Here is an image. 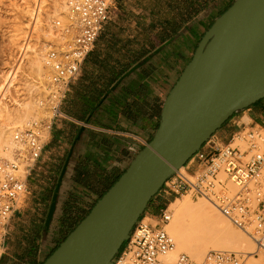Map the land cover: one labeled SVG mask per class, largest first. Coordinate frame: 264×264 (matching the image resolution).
<instances>
[{
  "label": "crops",
  "instance_id": "crops-1",
  "mask_svg": "<svg viewBox=\"0 0 264 264\" xmlns=\"http://www.w3.org/2000/svg\"><path fill=\"white\" fill-rule=\"evenodd\" d=\"M235 1H117L51 120L0 264H41L90 213L152 141L201 39ZM256 128L264 130V98L235 113L211 141L227 144Z\"/></svg>",
  "mask_w": 264,
  "mask_h": 264
},
{
  "label": "built area",
  "instance_id": "built-area-1",
  "mask_svg": "<svg viewBox=\"0 0 264 264\" xmlns=\"http://www.w3.org/2000/svg\"><path fill=\"white\" fill-rule=\"evenodd\" d=\"M117 1H68L74 15L71 31L64 28V42L51 46L47 54L55 72L46 95L53 118L60 116L70 81L79 74ZM54 24L60 26L62 21ZM50 127L32 124L15 135L17 147L11 158L0 153V259L10 221L27 195V177L42 156ZM159 195L166 201L190 195L208 200L238 229L254 227L257 250L264 252V134L247 129L227 144L209 140L165 181ZM171 218L169 206L160 209L155 224L141 218L111 264H166L164 257L175 248L165 229ZM245 257L244 253L213 250L195 263L181 253L175 264H243Z\"/></svg>",
  "mask_w": 264,
  "mask_h": 264
},
{
  "label": "water",
  "instance_id": "water-1",
  "mask_svg": "<svg viewBox=\"0 0 264 264\" xmlns=\"http://www.w3.org/2000/svg\"><path fill=\"white\" fill-rule=\"evenodd\" d=\"M241 1L236 0L201 39L165 101L152 141L43 264H111L165 181L235 113L264 98V53L239 73L203 84L193 79L200 63L210 58L216 24ZM185 76L189 80L181 87Z\"/></svg>",
  "mask_w": 264,
  "mask_h": 264
},
{
  "label": "bare ground",
  "instance_id": "bare-ground-1",
  "mask_svg": "<svg viewBox=\"0 0 264 264\" xmlns=\"http://www.w3.org/2000/svg\"><path fill=\"white\" fill-rule=\"evenodd\" d=\"M31 1L34 2L32 6ZM68 1H51L53 2L51 14L43 11L48 7L47 0H20V5L15 2L20 6L16 5L17 8H20L24 15L29 16L31 22L27 25H32L37 38L35 44L27 41L19 45L21 55L11 74L10 72L0 74V153L6 158H11L16 150L17 133L26 128L25 126L30 127L34 122L55 115L46 102L48 86L55 72L48 59L46 45L41 44L38 39L41 37L46 41L54 42V46H61L66 38L64 28H69L68 30L71 31L74 18L68 7ZM54 18H61L62 24L52 25L51 20ZM67 21L69 24L64 23ZM17 34L19 33L13 34L10 40L14 44L17 41ZM214 34L215 43L210 58L200 63L193 78H199L201 84L222 75L239 73L264 53V0H242L234 11L218 21ZM29 52L31 55H28ZM23 68L31 70L33 79L30 77L31 82L25 80V86L23 85L22 88L25 94L22 93L17 96L18 98L8 100L9 92ZM20 77L24 78L22 75ZM188 80L185 76L181 87ZM169 211L172 213V218L165 229L172 235L175 249L164 257L166 264H175L180 251L187 253L195 263H201L210 249L235 253L243 250L248 255L245 264H264V254H260L259 258L253 257L255 252L260 253L256 249L257 235L253 230L254 227L243 232L237 230L208 200L197 197L195 201L191 196H187L184 200L176 199L170 203Z\"/></svg>",
  "mask_w": 264,
  "mask_h": 264
},
{
  "label": "rangeland",
  "instance_id": "rangeland-1",
  "mask_svg": "<svg viewBox=\"0 0 264 264\" xmlns=\"http://www.w3.org/2000/svg\"><path fill=\"white\" fill-rule=\"evenodd\" d=\"M20 0H0V74L2 75V73L5 72H10L14 70V67L16 66V64L18 63L19 57L21 55V53H19V45H22L23 43H26L27 41H30L31 44H35L36 43V38H37V34H35L34 30H32V25H27L29 24V16H27L26 14L24 15V13L21 11V9L17 8V6L20 5L21 2H19ZM53 0H47V5L48 6V10H46L47 8L45 7L43 11L48 12L49 14H51V10H52V4L53 2H51ZM15 2H17V4L19 3V5H17ZM31 1V6L33 5ZM17 5V6H16ZM37 5V2H36ZM20 7V6H19ZM50 7V8H49ZM13 8V9H12ZM20 12H19V11ZM63 13V10H60ZM7 12V13H6ZM23 13V14H21ZM21 14V15H20ZM17 18V19H16ZM61 19V18H60ZM58 18H54V20H60ZM3 20V21H2ZM53 19L51 20L52 25H55V21ZM61 21L63 22V20L61 19ZM18 22V23H17ZM23 22V23H22ZM70 22V21H69ZM64 23H68L64 22ZM69 24V23H68ZM22 27V28H21ZM20 29V30H19ZM20 31V32H19ZM31 31V32H30ZM4 32V33H3ZM17 34V41L14 43H12V38H13V34L15 35ZM21 33V34H20ZM7 35V36H5ZM11 35V36H10ZM36 36V37H35ZM12 37V38H11ZM42 39V40H41ZM25 40V41H24ZM38 41L41 42V44H45L47 47V50L45 48V50L48 52L50 50L51 47L54 45V42H49L46 41L44 38H39ZM47 42V43H46ZM40 45V44H39ZM34 47V45H33ZM30 53V52H29ZM28 55H31V53ZM28 57V56H27ZM29 58V57H28ZM28 58L26 59V61L28 60ZM12 68V69H11ZM9 70V71H8ZM24 70V71H23ZM23 74H22V73ZM19 73V77L18 79L15 80V85L14 87L11 88L10 92H9V99L11 98H18L17 96H19L20 94H25L24 90L22 89L25 85L24 82L25 80H29V82L32 81V77L34 76L33 74H31V70L29 68H23L22 71ZM24 76L20 77V76ZM32 79H31V78ZM23 78V79H22ZM1 79V78H0ZM21 79V80H19ZM19 81V82H18ZM23 81V83H22ZM24 85V86H23ZM24 97V96H22ZM20 97V98H22ZM52 110V109H51ZM53 118V115L51 116V118H46V119H41L38 122H34L33 124H39L41 123L44 128L46 129L49 125L50 122ZM49 119V120H47ZM27 128V126H25ZM25 129V128H23ZM22 129V130H23ZM261 131L264 134V130L260 129V128H256L254 129V131ZM52 133L53 130L51 131V137L50 139H52ZM49 139V140H50ZM213 141H215L216 143L218 142V139L214 138ZM192 197V199H194L196 201L197 196L196 195H190ZM187 196L184 197H178L175 199H170V201H166L164 198H162L159 194L156 195L153 200L151 201V203L148 205L147 209L145 210L143 216H141V218L146 217V221L155 224V222L153 220L157 219L160 216V209L164 208L166 206H169L170 203L176 199H180V200H184ZM189 197V196H188ZM26 201L23 203V206L25 205ZM210 203V202H209ZM218 210V209H217ZM220 212V211H219ZM223 215V214H222ZM225 217V216H224ZM226 218V217H225ZM229 221V220H228ZM230 222V221H229ZM231 223V222H230ZM232 224V223H231ZM233 225V224H232ZM234 226V225H233ZM235 227V226H234ZM237 230V227H235ZM253 227H251L252 229ZM250 229V228H249ZM255 230V229H253ZM243 232V230H240ZM171 235V234H170ZM257 235V234H256ZM172 236V235H171ZM257 247V245H256ZM175 249V248H174ZM257 249V248H256ZM212 251V249L208 250ZM207 252V253H208ZM241 253H244L246 255L245 257V261L243 264L246 263V261L248 260V255L246 252L240 251ZM239 252V253H240ZM181 253H185V252H178L177 257L181 254ZM187 254V253H185ZM260 254H264V252H260L257 253L256 252L253 254L254 258H259ZM188 255V254H187ZM259 255V256H258ZM189 256V255H188ZM177 260V259H176ZM192 260V259H191ZM174 264V263H173Z\"/></svg>",
  "mask_w": 264,
  "mask_h": 264
},
{
  "label": "trees",
  "instance_id": "trees-1",
  "mask_svg": "<svg viewBox=\"0 0 264 264\" xmlns=\"http://www.w3.org/2000/svg\"><path fill=\"white\" fill-rule=\"evenodd\" d=\"M232 5H233V4H232ZM232 5H230L229 8H230ZM229 8H228V9H229ZM228 9H226V11H227ZM226 11H224L221 15H223ZM213 24H214V23H213ZM213 24H212V25H213ZM212 25H211V26H212ZM117 181H118V180H117ZM117 181H116V182H117ZM116 182H115V183H116ZM115 183H114V184H115ZM150 202H151V201H150ZM148 205H149V204H148ZM146 209H147V208H146ZM143 214H144V213H143ZM142 216H143V215H142ZM58 247H59V246L55 247V248L53 249V251L49 254V256H48V257H47V258H46L41 264H43V263H44V262H45V261H46V260L52 255V253H53ZM122 248H123V246H122ZM122 248H121V249H122Z\"/></svg>",
  "mask_w": 264,
  "mask_h": 264
}]
</instances>
